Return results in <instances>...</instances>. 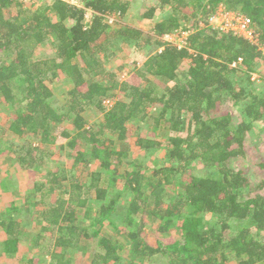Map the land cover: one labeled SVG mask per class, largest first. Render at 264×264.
<instances>
[{
  "label": "trees",
  "instance_id": "trees-1",
  "mask_svg": "<svg viewBox=\"0 0 264 264\" xmlns=\"http://www.w3.org/2000/svg\"><path fill=\"white\" fill-rule=\"evenodd\" d=\"M79 1L80 7L61 0H0V104L11 113L8 131L18 141L32 136L50 147L61 137L66 145L56 152L74 150L76 162L83 144L100 168L79 183L63 168L37 166L42 146L26 143L18 161L44 182L32 183L27 172L22 208L10 205L0 220L6 235L2 252H16L22 223L14 215L20 210L39 228L37 240L48 233L41 248L52 264H72L77 253L89 254V264H224L228 253L239 264H264V155L250 154L246 142L264 118V90L241 88L234 79L242 74L249 81L264 63V0H159L170 13L146 33L122 22L127 0ZM220 5L250 19L257 43L208 25ZM86 10L94 13L87 23ZM153 12L152 7L140 18L150 19ZM106 13L115 17L113 26L104 22ZM178 28L190 31L187 46L161 41ZM44 44L52 55L37 58ZM124 50L143 56L135 71L139 81L122 82L105 67ZM47 75L70 83L59 108L48 102ZM236 103L239 119L230 111ZM87 110L102 120L87 122ZM138 122L168 135L131 132ZM157 151L165 162L146 171L142 152ZM233 162L242 165L235 169ZM176 174L186 178L176 181ZM202 213L211 215L212 225H204ZM114 214L122 219L124 247L102 234ZM150 219L157 234L176 230L178 239L145 241Z\"/></svg>",
  "mask_w": 264,
  "mask_h": 264
},
{
  "label": "rangeland",
  "instance_id": "rangeland-1",
  "mask_svg": "<svg viewBox=\"0 0 264 264\" xmlns=\"http://www.w3.org/2000/svg\"><path fill=\"white\" fill-rule=\"evenodd\" d=\"M51 1V0H50ZM24 2V1H23ZM129 3V8L125 14V16L122 18V22L125 24H128L132 27H138L143 30H149L151 25L158 21L160 18L166 17L170 13V8L166 5H163L159 2V0H127ZM28 5L32 3L31 1L26 2ZM222 6V5H221ZM154 9V16L155 19L148 21L143 20L141 17V14L147 12L150 8ZM224 7V6H223ZM113 26V25H110ZM179 30V28H178ZM162 41V40H161ZM181 44V43H180ZM117 57L114 60L108 61L105 64V67L107 71L109 72H115L118 76V80H122L125 82H132L133 79L139 81L138 75L135 73V71L141 67L143 62V56H139L137 53L132 52L130 50H124L122 52H116ZM52 52H50L48 44L41 45L36 50V57L37 58H44L51 56ZM129 64L125 68L122 67V64ZM135 65H134V64ZM183 69L180 68L179 73V79L183 80ZM241 75V76H240ZM251 78L249 81H247L246 75L242 76V74H237V76H234V79L237 81L236 84H238L239 87L245 88L247 90H253L256 93L262 92L264 87V81L262 78H264V63L260 64L259 66H256L253 70V72L250 74ZM95 80L100 79L99 76H92ZM233 79V77H232ZM108 77L105 78V82L108 81ZM239 80V81H238ZM44 82L46 86L51 91V97L49 99V103L53 108H59L65 99L66 91L70 89V83L66 79H64L61 76L58 77H52L51 75H47L44 77ZM162 87V86H161ZM120 95V94H119ZM230 111L232 114H234L236 119H239L240 117V109L241 105L239 103L236 104H230ZM159 109L160 106L156 105L155 109ZM11 114V113H10ZM10 114H8V107H4L2 104H0V140L2 141V144L0 145V174L3 173H16L18 168L25 172V174L28 176L29 172L30 174H33L31 181L32 183L44 182V179H42V174H40L38 171H34L32 168H30V171L26 170L27 165L22 163L21 161H18V154L19 156H24L25 151L22 149L26 143H33V147H41V159L38 160L40 155L38 154V151H36L37 154H35L37 159V166H40L42 169L43 167L56 169V168H63L66 171L69 172L70 176L75 178L76 181L79 183H84L87 181L88 173L91 171H98L99 163L96 162L93 158L89 156V154L86 152V146L82 144V147L79 149L82 153L83 157H81V160L79 162H76L75 158L76 155L74 153V150H68L64 149L60 153L56 152L57 148L60 145H66V140L62 139L61 137H55L51 141H54V145L52 147L46 146L47 144H41L38 139H33L32 136L29 138L26 137L25 141H21L13 135L10 134V132L7 129V125L10 120ZM84 117L87 120V122L92 123L94 121H101L102 115L96 114L94 111L87 110L84 112ZM150 123H144V122H138L137 125L139 126V129L137 128L132 129L131 132H137L141 136L146 137H153V138H166L168 133L166 131L161 130H154L152 125H149ZM67 129V126H65ZM68 130V129H67ZM132 135V133H131ZM246 142L248 148H250L249 153L251 152H260L264 155V118L259 120L258 123H255L251 130L246 134ZM27 141V142H26ZM55 146V147H54ZM54 148V152H51V150ZM69 153H72V156L69 155ZM143 159H145L144 162V169L147 171L152 170L153 168H159L161 165L165 162V159H163V154L160 153V151H157L155 153H149V152H142ZM129 156H127L126 160H129ZM23 157H21L22 159ZM248 159L243 161V163L247 162ZM22 163V164H20ZM14 165H18V168H11ZM242 165L241 162H233L232 167L237 169ZM11 168V169H10ZM122 170H124V166H122ZM143 169V170H144ZM120 170V171H122ZM144 170V171H145ZM197 170H201V166H197ZM16 171V172H15ZM196 172V169H195ZM200 172V171H198ZM21 181L27 185V179H23L22 176ZM186 178V176H180L175 175V180L179 181L183 178ZM13 181L14 178L12 177ZM26 180V181H25ZM21 182V183H22ZM68 182V181H67ZM10 184V182L8 183ZM173 186H168V194L171 196L173 194ZM172 189V190H171ZM28 191V190H27ZM264 194V190L262 191ZM56 197L53 196V199ZM21 213V212H20ZM23 216V214H21ZM202 218V222L204 225L209 226L212 225V217L208 213H202L200 214ZM120 216L114 214L112 217L113 223L110 227H108V222H105V228H102V234L109 237L110 239H113L114 241H117L121 247L125 246V243L123 241V237L121 235L120 228L123 226V223L121 222ZM37 231H39V228L37 227L33 234H35ZM144 232L148 235L145 239V241H162L163 243H171L174 240H177L179 235L176 230H170L169 233L165 234H157L156 232V221H153L150 219V222L146 221V227L144 228ZM44 234V233H42ZM33 237V236H32ZM152 243V242H150ZM29 245V243L27 244ZM3 251V250H1ZM0 251V253H1ZM122 255V258L125 260L126 255L128 252L125 250L119 251ZM6 260L4 262H0V264H52L48 255L44 252V249H23L19 250L18 254L19 256L28 257L24 262L22 263H14L13 259L6 253ZM228 260L225 261L224 264H239L238 259H235L233 256V253H228ZM128 257V256H127ZM90 255H82L81 253H77V255L74 258V261L72 264H89ZM127 260V259H126ZM137 264H141V261H139ZM157 264V263H153Z\"/></svg>",
  "mask_w": 264,
  "mask_h": 264
},
{
  "label": "crops",
  "instance_id": "crops-1",
  "mask_svg": "<svg viewBox=\"0 0 264 264\" xmlns=\"http://www.w3.org/2000/svg\"><path fill=\"white\" fill-rule=\"evenodd\" d=\"M165 5V4H163ZM166 6V5H165ZM154 12H153V15L151 16L150 19H143V20H148V21H151L153 19H155V16H154ZM165 17L162 16V18H160L158 21H156L155 23L157 22H160L161 20H163ZM153 23L151 25V27L155 24ZM151 27L149 28V30L151 29ZM138 28V27H136ZM140 29V28H138ZM142 30L143 32H148L149 30H143V29H140ZM83 116H84V113H83ZM4 145V144H2ZM11 168H18V165H14L11 167ZM10 168V169H11ZM16 172V171H15ZM23 179H27V175L25 174V172L21 171L19 168L17 170L16 173H3V174H0V220L2 219L3 215L6 213V209L11 205V206H16L17 208H22V199L24 198V195L25 193L27 192L29 186L25 185L20 179L21 177ZM8 177V178H6ZM12 177L14 178V181L12 179ZM7 179V180H4L6 181L7 185L6 186H2V181L3 179ZM26 181V180H25ZM10 182V184H8ZM22 182V183H21ZM30 182V179L28 178L27 179V183ZM29 185V184H28ZM21 211L20 210H17V212L15 213V217L17 219V221H21L20 223H22V233L19 235V241H18V244H17V249H16V252H13V253H8V255H10V257L13 259L14 263H22L24 262V260H26V258L28 259V257H23V256H19L17 255L19 250H23V249H39L41 248L42 244H44L43 242V235H46L48 236V233H45V234H41L42 237L41 239H36V234H33L35 229L37 228L36 226H34V222H31V223H27L28 220H24V218H22L21 216ZM36 227V228H35ZM33 236V237H32ZM6 239V235H5V232L2 228V226L0 225V251L1 250H4V246H3V243ZM29 243V245H27ZM42 249V248H41ZM2 255V256H1ZM6 253L4 254L2 251L0 253V262H4L6 260Z\"/></svg>",
  "mask_w": 264,
  "mask_h": 264
},
{
  "label": "built area",
  "instance_id": "built-area-1",
  "mask_svg": "<svg viewBox=\"0 0 264 264\" xmlns=\"http://www.w3.org/2000/svg\"><path fill=\"white\" fill-rule=\"evenodd\" d=\"M20 1L28 2L31 0ZM61 1L74 7H80L79 0ZM93 15L94 13L91 10H86L84 15L85 23L89 22ZM102 17L104 22L109 25H113L116 23V19L112 14L106 13ZM206 20L208 22V25L214 29L218 28L221 32H228L236 35H241L248 41L252 43H257V38L251 26V21L247 16L242 13L228 11L220 5ZM189 34V30L177 29L174 32L163 35L161 37V40L168 45L176 46L177 48H183L187 46V37L189 36ZM104 103L106 107H109L112 104V102L109 100L105 101Z\"/></svg>",
  "mask_w": 264,
  "mask_h": 264
}]
</instances>
